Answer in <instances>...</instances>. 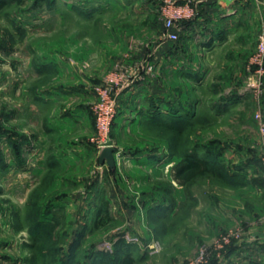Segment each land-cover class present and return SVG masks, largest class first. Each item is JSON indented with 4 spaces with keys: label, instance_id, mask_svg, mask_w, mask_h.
<instances>
[{
    "label": "rangeland",
    "instance_id": "rangeland-1",
    "mask_svg": "<svg viewBox=\"0 0 264 264\" xmlns=\"http://www.w3.org/2000/svg\"><path fill=\"white\" fill-rule=\"evenodd\" d=\"M6 3L0 264H120L125 256L136 264H189L226 233L238 231L230 245L239 246L253 239L250 229L264 227V134L255 117L261 111L264 119V94L256 100L245 92L264 9L259 26L255 11L230 47L211 51L199 38L159 39L162 0ZM160 47L171 53L165 73L155 68ZM180 47L195 72L177 65ZM117 65L137 72L135 83L150 81L155 94L179 93L184 118L161 125L146 114L145 96L141 108L133 101L134 111L112 124L115 162L108 165L93 142L91 105ZM193 150L217 168L179 185L172 169ZM101 210L108 214L99 217ZM228 251L214 253L213 264L225 263Z\"/></svg>",
    "mask_w": 264,
    "mask_h": 264
},
{
    "label": "crops",
    "instance_id": "crops-1",
    "mask_svg": "<svg viewBox=\"0 0 264 264\" xmlns=\"http://www.w3.org/2000/svg\"><path fill=\"white\" fill-rule=\"evenodd\" d=\"M196 9V17L190 21L189 26L185 29L183 28L181 36H189L195 39L199 38L204 44L203 48L206 49L209 47L211 51H218L227 49L236 36H241V33L247 28L248 22H252V16L255 14V11L257 26L260 25L261 12L264 9V0H201L197 1ZM162 36H159L160 40ZM165 48L160 47L157 53H155V68L161 71V73L171 70V53H168L166 50L169 49ZM177 56L182 59L181 61L180 59L177 60L179 67L185 68L187 67L186 65H190L185 61L184 48L180 47L178 49ZM159 58L165 59L158 62ZM194 66L193 64L192 67L195 70L196 68ZM143 83L139 81L134 83L119 98L118 110L120 116H118L116 122L121 117H125L128 112L131 111L130 113H132L134 111L133 101L138 102V108H141L139 99L146 94L150 95L155 93V89L152 86L150 88L147 85H143ZM147 89L149 92H147ZM140 93L141 96H138L137 101L134 100V96L140 95ZM249 234L253 239H247L242 245L237 246L236 250L233 251L223 264H264V227L257 231L250 229Z\"/></svg>",
    "mask_w": 264,
    "mask_h": 264
},
{
    "label": "built area",
    "instance_id": "built-area-1",
    "mask_svg": "<svg viewBox=\"0 0 264 264\" xmlns=\"http://www.w3.org/2000/svg\"><path fill=\"white\" fill-rule=\"evenodd\" d=\"M197 1L201 0H162L158 13L165 42L176 43L179 41L183 30L182 23L193 20L197 15ZM145 64L149 74L155 72L154 64L146 62ZM247 71L245 92L252 94L256 100H259L264 94V33L259 35L256 52L250 58ZM136 74L137 72L128 74L122 66L117 65L110 76L95 87L96 100L92 103L91 110L96 124V134L93 142L97 145L99 151L104 147H113L110 135L112 124L118 112L119 98L135 83ZM255 117L259 122L261 133L264 134L262 112H257ZM261 161L264 166V156ZM239 238L240 233L238 231H231L222 235L212 246H203L189 264H209L213 255H215L214 253H222L232 241Z\"/></svg>",
    "mask_w": 264,
    "mask_h": 264
},
{
    "label": "trees",
    "instance_id": "trees-1",
    "mask_svg": "<svg viewBox=\"0 0 264 264\" xmlns=\"http://www.w3.org/2000/svg\"><path fill=\"white\" fill-rule=\"evenodd\" d=\"M6 4H7L6 0H0V11L6 6ZM157 11H158V9H157ZM190 21L191 20L184 21L182 23V27L185 29L191 23ZM181 37L182 36L180 35V39L178 42L181 41ZM178 42H176V43H178ZM176 43H174V44H176ZM187 64H189V63H187ZM189 66H191V67H189L191 69V71L195 72L192 65H189ZM190 75L188 76V78L193 79V81H195L196 79L193 77L195 75L194 74H192L193 76H190ZM144 79L145 78H143L142 80H144ZM139 82H144L143 83L144 85L150 84V81H148L147 79H145L144 81H139ZM126 91L122 95H124L126 93ZM147 92H149V91H147ZM122 95H121V97H122ZM162 95L163 94L158 95V94L153 93L150 95H148V94L144 95L145 96L144 98L142 97L144 99V101L146 99V102L147 101L149 102L148 110H147L146 114L150 117V120H152L153 122H155V121L159 122L161 125L163 124V125L169 126V124L171 122L172 123L175 121L178 122L180 120L181 116H183V118H184V115H181V113L183 112V101H180V99H181L180 94L178 93L177 95H172L170 92H168V93H164L163 96ZM138 96H141V95L134 96V100L137 101ZM140 113H143V112L140 111ZM119 115L120 114H119V110H118L117 115H116L113 123L116 122ZM215 163L216 162H214V163L211 162L210 159L207 158V156L201 155L199 153V151L193 150V151L188 152V153L184 154L183 156L179 157L178 161L176 162V164L174 165V167L172 169L173 170L172 171L173 172L172 178L179 185L186 186L199 177L213 173L214 172L213 170L217 168V165H215ZM103 212L106 215L108 214L107 210H101L98 213L99 217L101 216V214H103ZM96 226H99V223H97ZM237 246L238 245H236V243L233 242L230 246L227 247V250L229 249V251L227 253L232 254L233 251L236 250ZM211 262H212V264L216 263L215 259H212ZM120 264H136V263H135L133 258L125 256L122 258Z\"/></svg>",
    "mask_w": 264,
    "mask_h": 264
},
{
    "label": "water",
    "instance_id": "water-1",
    "mask_svg": "<svg viewBox=\"0 0 264 264\" xmlns=\"http://www.w3.org/2000/svg\"><path fill=\"white\" fill-rule=\"evenodd\" d=\"M115 149L113 147H104L100 150L99 159L100 162L106 161L108 165H113L115 162L114 157Z\"/></svg>",
    "mask_w": 264,
    "mask_h": 264
}]
</instances>
